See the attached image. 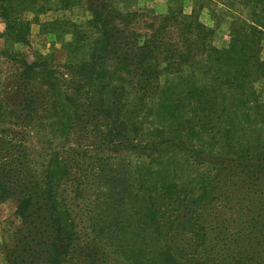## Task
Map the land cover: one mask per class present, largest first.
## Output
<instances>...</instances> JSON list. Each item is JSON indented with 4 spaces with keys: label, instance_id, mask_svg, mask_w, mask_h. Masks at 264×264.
<instances>
[{
    "label": "trees",
    "instance_id": "16d2710c",
    "mask_svg": "<svg viewBox=\"0 0 264 264\" xmlns=\"http://www.w3.org/2000/svg\"><path fill=\"white\" fill-rule=\"evenodd\" d=\"M43 1L0 0V205L19 221L5 263L264 264V0L238 2L254 8L224 47L208 3L139 30L145 12L90 0L84 23L41 24L73 28L62 69L14 50L58 10Z\"/></svg>",
    "mask_w": 264,
    "mask_h": 264
},
{
    "label": "rangeland",
    "instance_id": "374dc122",
    "mask_svg": "<svg viewBox=\"0 0 264 264\" xmlns=\"http://www.w3.org/2000/svg\"><path fill=\"white\" fill-rule=\"evenodd\" d=\"M59 0H44L42 4L51 6L53 10L47 14L39 16V22L32 25L30 41L28 45H16L14 50L23 53L29 60L49 61L53 66L62 69L74 57H72V46L74 45L73 28L65 30H51L49 32L42 31L41 24L54 21L57 19H65L75 23H84L91 18L89 10L90 0H73L74 6L69 9H61ZM99 0H94V2ZM116 6L120 8L122 13L145 12L144 15L156 14L157 16L165 15L168 12V7L173 4L183 5L185 12L190 14L194 9L200 8V4L204 6L208 3L209 8L199 10L200 18L207 26L216 29L214 44L217 47H224L230 41L228 20H235L238 14L244 12L246 16L251 8L241 7L238 2L240 0H114ZM182 3H181V2ZM212 12H216L218 17L214 18ZM28 18L33 20L34 15H29ZM150 17L141 19L137 25L139 30L146 28L145 22H150ZM5 22L0 17V35L5 32ZM6 49L4 39L0 38V75L3 77L11 70L9 61L1 55ZM262 57L264 58V44ZM256 90L260 98L264 101V81L258 82ZM37 140L33 138L32 144L36 147ZM16 203L15 201H7L0 205V264H6L3 258V249L14 236L16 227L19 224L15 216Z\"/></svg>",
    "mask_w": 264,
    "mask_h": 264
}]
</instances>
